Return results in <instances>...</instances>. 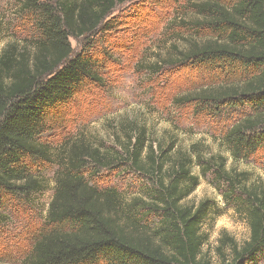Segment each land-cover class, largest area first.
Here are the masks:
<instances>
[{"label":"trees","instance_id":"trees-1","mask_svg":"<svg viewBox=\"0 0 264 264\" xmlns=\"http://www.w3.org/2000/svg\"><path fill=\"white\" fill-rule=\"evenodd\" d=\"M130 1L21 0L22 12L39 21L31 45L9 42L0 48V211L13 197L47 190L39 168L54 158L42 136L86 83L101 81L94 46L77 53L71 40L90 43L109 32L110 15ZM190 9L196 34H209L178 60L244 73L229 87L206 90L191 101L249 107L224 137L234 162L248 161L264 152V0H192ZM130 130L120 151L100 154L73 144L56 155L54 195L24 264H213L204 252L203 226L215 204L185 205L199 185L195 167L204 175L213 171L227 185L226 201L240 209L250 229L243 245L222 242L218 264L264 259V188L252 185L247 173L228 170L226 160L206 161L197 152L172 156L174 146H155L145 127L134 124ZM92 163L125 164L149 181L146 197L128 202L116 188L98 189L85 176Z\"/></svg>","mask_w":264,"mask_h":264},{"label":"rangeland","instance_id":"rangeland-1","mask_svg":"<svg viewBox=\"0 0 264 264\" xmlns=\"http://www.w3.org/2000/svg\"><path fill=\"white\" fill-rule=\"evenodd\" d=\"M191 1L131 0L110 15L113 24L109 32L90 43L71 40L77 53L94 46L101 81L86 83L60 108L52 129L42 136L55 159L39 168L48 180L47 190L26 199L13 197L0 211V264H24L54 195L56 155L64 149L65 155L73 144L97 148L100 154L120 151L134 124L145 127L155 146L173 145L172 156L177 151L197 152L206 161L226 160L228 170L247 173L252 185L264 188V152L234 162L224 142L225 134L249 107L245 103L231 106L191 101L192 96L229 87L244 76L234 66L211 68L178 60L191 43H202L198 38L209 34L205 30L197 35L193 30L197 18L190 9ZM21 7V0H0V48L9 42L31 45L37 37L39 17L24 14ZM193 171L199 185L185 205L214 202L216 210L203 226L208 236L204 252L211 263L218 264L222 242L243 245L250 229L240 209L226 201L227 185L219 182L213 171L206 175L199 167ZM85 176L100 190L116 188L128 202L146 197L150 186L145 177L120 163L105 168L92 163ZM223 251L229 257L228 248ZM258 264H264V259Z\"/></svg>","mask_w":264,"mask_h":264}]
</instances>
